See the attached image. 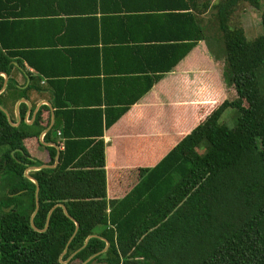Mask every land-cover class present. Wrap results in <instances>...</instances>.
<instances>
[{
	"label": "trees",
	"instance_id": "1",
	"mask_svg": "<svg viewBox=\"0 0 264 264\" xmlns=\"http://www.w3.org/2000/svg\"><path fill=\"white\" fill-rule=\"evenodd\" d=\"M211 1L130 7L125 0H55L58 12L42 20L59 24L55 48H0V74L10 76L15 57L32 69L22 97L46 81L63 139L54 168L27 174L33 183L27 169L55 164V148H46V164L34 152L43 143L59 146L51 139L59 125L40 142L50 122L46 106L31 126L24 104L18 126L0 109V174L14 177L6 194L28 197L25 208L0 214V264H264V93L256 77L264 65V10L260 0ZM247 8L261 10L263 33L251 40L241 23ZM208 11L210 29L201 20ZM220 37L224 48L209 49L223 53L214 59L224 100L176 145H165L152 168L112 172L125 192L107 201L103 172H81L76 162L92 152L102 167L104 133L200 41ZM10 89L17 90L12 79ZM226 110L238 113L233 128L221 121Z\"/></svg>",
	"mask_w": 264,
	"mask_h": 264
},
{
	"label": "crops",
	"instance_id": "2",
	"mask_svg": "<svg viewBox=\"0 0 264 264\" xmlns=\"http://www.w3.org/2000/svg\"><path fill=\"white\" fill-rule=\"evenodd\" d=\"M99 1L103 6L109 5L110 2V0ZM215 1L212 0L211 4ZM125 2L130 7H139L142 0H125ZM57 6L58 2L56 3L55 0H0V48H17L24 53L26 48H50L58 39L54 29L59 27V24L53 28L42 20L53 18V13L58 12ZM261 10H264L263 2ZM254 14V9L247 8L241 15L245 34H247L245 27L246 25L251 27ZM201 20L202 26L206 29L215 26L211 11L202 16ZM207 36L209 37V34ZM134 37H143V33L138 32ZM208 44V40L200 41L171 72L165 74L148 93L130 107L114 128L104 133L98 140L102 143V167H98V154L92 152L76 162V169L81 172H103L107 201L118 199L125 192V186L121 182L120 185L112 182V172L152 168L163 154L165 145H176L215 105L224 100V90L216 65L218 60L214 59L222 57L219 53L211 54L210 49L207 48ZM12 63L14 69L9 77L0 74L3 79V86L0 89V108L16 126L21 122L19 116L21 104L26 106L24 122L29 126L33 124L35 115L42 106L49 109V126L40 134L39 141H43L45 133L54 125H59L51 135V139L59 146L43 143L34 152V158L46 164L49 161L46 148H55L59 154L63 147L60 119L55 118L52 99L44 79L38 83L40 91L30 90L24 97L20 95L19 90L25 89L30 83L27 72H32V69L28 67L24 58L15 57ZM9 79L16 83L17 90H6ZM96 100L97 95L92 93L90 101ZM31 171L33 170L27 173Z\"/></svg>",
	"mask_w": 264,
	"mask_h": 264
},
{
	"label": "rangeland",
	"instance_id": "3",
	"mask_svg": "<svg viewBox=\"0 0 264 264\" xmlns=\"http://www.w3.org/2000/svg\"><path fill=\"white\" fill-rule=\"evenodd\" d=\"M260 2L264 4V0H260ZM254 21L251 23V27L246 25V37L248 40H251L253 38H257L260 35H262L263 31L260 25V11L254 10ZM214 33V30L211 32ZM219 36V35H218ZM220 42H217L215 38L211 40V38L208 39L209 44L207 45V48H212L215 51H217V48H224L222 44L221 37L219 38ZM218 49V53L220 57H223L222 50ZM256 77L259 85V89L262 93H264V65L261 66L257 72ZM238 117V113L235 110H226L224 114L222 115L221 121L225 123V125L228 128H233L235 124V120ZM11 178H14L12 176H8V174H0V214L4 211H6V206L13 207L14 205L18 204L20 205V208H25L28 203V197L26 196H15L11 197L8 196L6 193L9 190V188L13 185V180Z\"/></svg>",
	"mask_w": 264,
	"mask_h": 264
},
{
	"label": "water",
	"instance_id": "4",
	"mask_svg": "<svg viewBox=\"0 0 264 264\" xmlns=\"http://www.w3.org/2000/svg\"><path fill=\"white\" fill-rule=\"evenodd\" d=\"M5 77H6V75L5 74H3ZM1 109V108H0ZM2 110V109H1ZM3 111V110H2ZM4 112V111H3ZM5 113V112H4ZM5 115H6V117H7V119H8V121H9V123L12 125V126H16V125H14L11 121H10V119H9V117H8V115L5 113ZM13 154V153H12ZM57 158H58V152H57V154H56V160H55V164H54V166H41V167H38V168H29V169H27L26 171H25V176L28 178V179H30V180H32L27 174V171H29V170H35V169H43V168H54L55 166H56V164H57ZM33 181V183H35V181L34 180H32ZM38 208H39V204H38V186L36 185V190H35V210H34V212H33V214H32V216L30 217V225H31V227L33 228V229H35V227H34V225H33V217H34V215L37 213V211H38ZM55 208V207H54ZM54 208H52V210L49 212V214H48V216H47V220H46V225H45V228H44V230L48 227V222H49V217H50V214H51V212L53 211V209ZM63 208V207H62ZM63 211H64V213L66 214V210L63 208ZM77 227H78V225L76 224V229H77ZM36 230V229H35ZM43 230V231H44ZM86 244V243H85ZM107 247H108V244H106V247H105V249H107ZM64 253H65V251H64ZM63 253V254H64ZM90 260V259H89ZM89 260H87L86 262H84L83 264H86Z\"/></svg>",
	"mask_w": 264,
	"mask_h": 264
},
{
	"label": "built area",
	"instance_id": "5",
	"mask_svg": "<svg viewBox=\"0 0 264 264\" xmlns=\"http://www.w3.org/2000/svg\"><path fill=\"white\" fill-rule=\"evenodd\" d=\"M58 135H60V134L58 133Z\"/></svg>",
	"mask_w": 264,
	"mask_h": 264
}]
</instances>
